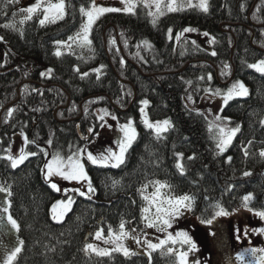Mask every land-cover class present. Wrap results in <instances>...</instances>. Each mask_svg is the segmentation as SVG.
Listing matches in <instances>:
<instances>
[{"label":"trees","instance_id":"16d2710c","mask_svg":"<svg viewBox=\"0 0 264 264\" xmlns=\"http://www.w3.org/2000/svg\"><path fill=\"white\" fill-rule=\"evenodd\" d=\"M90 2L65 0L64 20L40 26L39 17L20 25L24 14L19 3L0 0V37L4 38L0 41V156L9 148L12 135L22 131L36 141L27 150L38 153L16 169L0 159V185L11 187L9 211L20 225L15 232L17 240L24 242L16 264H148L145 254L125 258L114 253L112 258H100L85 255L82 248L96 230L103 228L104 234L109 226L118 230L121 219L130 221L126 227H140V209L145 202L137 189L151 180L167 181L177 195H195L190 214L199 220L212 218L211 205L217 201L228 212L235 211L249 192L254 194L250 207L264 210V159L259 156L264 148V126L260 124L264 119V75L247 67L264 59V0H208L207 13L185 8L159 17L155 26L139 4L135 15L116 12L102 16L93 25L92 51L74 46L72 51L55 56V41L78 31L84 19L79 9ZM8 23L15 24L16 30L3 27ZM185 27L214 38L211 50L194 46L187 37L176 44L175 33ZM169 28L173 30L171 39ZM110 40L115 43L110 45ZM145 40L150 48L141 43ZM213 51L216 56L211 55ZM224 64L229 68L224 69ZM101 65L97 79L92 69ZM48 68L53 69L51 76L42 77L40 73ZM222 71L229 74L223 76ZM83 72L89 75L82 79ZM236 80L249 87V95L230 101L222 114L241 130L229 149L217 155L208 119L190 109L183 98L200 100L204 89L227 87ZM144 99L149 101L151 120L172 122L160 138L140 121V101ZM9 108L15 111L5 123ZM97 109H107L119 123L131 118L137 140L119 168L86 161L96 193L90 200L73 194L72 211L63 221L55 222L51 205L69 194L53 190L44 180L45 157L39 149L49 147V139L50 150L61 155L80 148L85 143L80 132L86 134L91 127L93 137L99 130ZM177 152L184 154V175L175 167ZM189 156L195 159L188 160ZM229 156L233 158L230 163ZM245 171L252 175L244 176ZM113 180L120 182L115 188ZM173 262L174 257L159 250L152 253V264Z\"/></svg>","mask_w":264,"mask_h":264},{"label":"snow or ice","instance_id":"6c2138e0","mask_svg":"<svg viewBox=\"0 0 264 264\" xmlns=\"http://www.w3.org/2000/svg\"><path fill=\"white\" fill-rule=\"evenodd\" d=\"M7 4L18 3V0H6ZM143 4L145 8H154L155 11H149L148 15L152 17V23L155 26L159 17L164 16L166 13H173L185 10V8H197L205 13L209 10L208 0H197L196 3H193V0H120L122 7H105L100 5L97 0H91L89 6L86 8L81 6L79 12L84 18L77 32L73 35L68 36L67 40H57L55 41L56 50L54 55L60 57L64 53L61 49H67L71 51L73 46L79 48H87L89 51H92V39L90 38L93 25L106 13H116L123 12L125 14H136V9L139 4ZM68 5L65 3V0H35L30 6L26 8H21L19 11L23 13V18L20 19L19 24L23 25L27 21H31L36 17H41L39 19L40 26L46 24H55L58 21L64 20L66 16V9ZM15 15V13H14ZM5 28H11L16 30V25L13 23H8L3 25ZM196 31L195 28L185 27L181 32L175 33V39L179 41L185 33H190ZM22 34V32H21ZM173 30L168 29L169 39L172 38ZM203 35L208 37L209 34L204 32ZM4 38L0 37V41ZM214 38L209 40V43H214ZM114 40H110L109 44H114ZM145 47L150 48L151 44L148 41L141 42ZM192 44L195 46L196 42L192 41ZM127 46V42H125ZM139 47V45L137 46ZM139 53H137L138 55ZM183 54V53H182ZM212 56H216L215 51L211 52ZM121 65H124V60H120ZM2 67V65H0ZM104 65H101L98 68L92 69L93 72L97 74V79L100 77L101 69ZM249 69L255 70L257 73L264 75V59H259L255 63L247 64ZM229 65L224 64V69H228ZM74 71L80 72L79 68H75ZM53 69L48 68L45 72H41L40 75L51 76ZM229 73L222 71L221 75L227 76ZM81 78H85L89 75L88 72L80 73ZM199 79L203 80L204 77ZM213 79L211 73L208 74L207 80L211 82ZM187 83L191 84V81ZM37 91V89H33ZM205 92L210 93L212 96H218L222 99L221 111L223 107L227 106L230 101L238 97H247L249 95V90L245 84L236 80L227 87L226 90L221 88H216L215 90L211 88L204 89ZM189 100L192 99L191 96L188 97ZM140 121L146 129L152 130L157 138L161 137V134L167 132L172 127V122L169 119L152 121L149 119L148 112L146 109L149 106V101L147 99L140 101ZM14 109L9 108L6 113L5 123L13 117ZM87 112V109H85ZM111 115L112 120H117V117L114 114H110L107 109H99L97 112V119L101 121L100 127H105V117ZM231 123L228 117H222L217 115L213 121L209 122L208 131L211 134V139L215 142V148L218 150L217 155L225 153L229 147L232 145L233 140L236 138L237 134L241 130V126L237 124L234 127H229ZM261 126H264V119L260 120ZM117 130L121 134L114 141L115 150L112 147H107L103 151L93 154L89 151L87 147L78 148L75 151H71L67 157L61 155L59 151L51 153V159H47L50 155L45 149L40 148V153H43L45 157V163L41 169L44 174L46 181L50 177L58 176L66 181H75L77 184L84 182L87 191H81L80 188L74 189H65V192L72 191L79 196L86 197L91 199L92 195L96 193V188L93 186L91 177L89 176L88 171L86 170L85 159L87 163H90L94 166L100 167H111L119 168L121 165L126 162V155L129 150L132 148L134 142L137 140L138 133L134 121L131 118L127 119L126 123L117 124ZM89 133H94L93 128L88 129ZM23 137V143L25 147L19 149L18 154H14L11 146L5 149V155L0 156V159L6 160L12 169L18 168L23 164L29 157L36 156L38 153L35 151L27 150L26 146L30 144H35V140H29V138L24 135L23 131L20 133ZM82 139H89V137H82ZM49 147L52 145V140L49 139L46 142ZM248 144L251 145L252 141L249 140ZM72 146L69 145L71 150ZM244 156L247 158L249 152L247 148L243 149ZM86 154V156H85ZM176 164L175 167L180 173V175L185 174V166L181 162L184 154L182 152L175 153ZM259 156L264 159V148H261L259 151ZM188 160L195 159V156L187 157ZM232 157H227V162L232 161ZM244 176L252 175L251 172L245 171ZM120 182L117 180L112 181V186L115 188ZM151 186L153 189L152 192H148V188ZM51 188L55 191H60L55 183L51 184ZM232 186H229V191H231ZM137 192L140 194L142 200L145 202L140 209V219L141 222L145 225V228H154L159 233H164V238L161 239L157 237L156 243H153L150 239L141 240L139 235H136V229L126 230V223L130 221H125L121 219L118 230H114L111 226L107 229V236L104 235V229H98L94 233L93 239L96 241H102L105 245H112V247H100L95 243H85L82 251L85 255H95L96 257H108L112 258L114 253H120L125 258L138 255L137 252L133 251L127 244L126 240L135 241L137 246L143 244L145 248L144 254L148 257V264H152V253L160 251L162 254L174 257L173 264H190L189 256L192 253H195L197 249L196 243L193 241L192 237L187 231H177L175 234L169 232L168 229L172 228L173 222L176 218L184 214V211H191L194 207L196 197L193 194L185 193L183 195H177L174 192V186L168 183L167 181L161 180H151L145 184H142ZM0 193H6L8 197L13 195L11 187H5L0 185ZM205 199L209 197L205 196ZM254 199V194L249 192L241 198V207L253 212L255 216L259 217L261 220H264V210H255L250 207L251 202ZM75 203L74 197L71 195L67 196L65 200H58L52 206L53 219L57 222L63 220L64 216L72 211V206ZM135 203V201H133ZM11 201L5 200L4 206L0 207V212L4 213L6 216L7 223L11 226L13 230L19 232L20 225L10 214ZM213 208V215L211 219H202L201 223L212 224L213 220L216 217L228 216L230 213L221 205L219 201L211 205ZM59 208V212L57 209ZM154 210V211H153ZM253 231L260 234H264V228L254 229ZM146 236L147 234L144 233ZM23 241H17L11 247L5 246L4 256L2 264H16L17 257L22 252ZM179 245L180 247H176ZM245 254H250L252 260L248 264H264V248H250L245 250V253L238 254L236 259L243 260ZM191 264H201L200 261L191 262Z\"/></svg>","mask_w":264,"mask_h":264},{"label":"rangeland","instance_id":"374dc122","mask_svg":"<svg viewBox=\"0 0 264 264\" xmlns=\"http://www.w3.org/2000/svg\"><path fill=\"white\" fill-rule=\"evenodd\" d=\"M34 2L35 0H18L19 3L18 9L26 8ZM53 2H55V0H53ZM97 2L105 7H122V5L120 4V0H97ZM196 2L197 0H193V3ZM146 10L147 12L155 11L154 8L151 9L146 8ZM40 18H42V16L39 17V19ZM203 33L204 32L202 31L196 30L194 32L185 33L182 38H186V37L190 38L192 41H195L196 44L201 46L202 48L211 50L212 43H209V40L212 37L211 36L205 37ZM182 38L179 41L175 39V43L178 44L182 40ZM62 40H67V39H62ZM61 51L63 53L70 52L67 49H61ZM245 86L249 90V87L246 84ZM227 87H221V89L226 90ZM183 100L184 103L190 109L195 111L197 110V112L204 114L206 119H208V125L209 122L213 121L217 115L226 117L222 114L223 113L221 111L222 99L218 96H212L210 93L205 92L202 98L200 97V100L199 98L198 100H194L193 97L191 100H189L187 96H184ZM98 110L99 109L96 110V113L98 112ZM146 111L148 110L146 109ZM152 121H157V120H152ZM104 123H105V127L103 128L99 127V130L95 133V135H93V137H91V133L89 132H87L86 134L80 132L82 137H89V139L87 140L84 139L85 143L80 148L87 147V149L93 152V154L99 153L107 147H112L115 150L116 146L114 144V141L117 139L119 135H121L116 127L119 122L117 120L115 121L112 120L111 115H109L105 117ZM119 124H123V123H119ZM234 126L236 125H233L232 123L229 124V127H234ZM20 133L21 132H17L12 135L10 146L14 154H18L19 149L21 147H25L23 143V137L20 135ZM42 148L45 149L50 154L47 159H51V153H53V150L51 151L48 146H44ZM62 156L67 157L68 155H62ZM42 175L44 178L43 173ZM46 182L50 186L51 184L55 183L57 187L60 189V191L57 192L61 193L62 195L65 194H69L71 196L73 194L77 195L72 191H68L66 193L65 189L71 190L74 188H80L81 191H87L84 182L77 184L75 181H66L58 176L50 177L49 180ZM152 191L153 189L150 186L148 188V192L150 193ZM93 196L94 195H92V197ZM6 199L9 200L7 194L0 193V207L4 206V201ZM65 199H67V196L56 199L52 203L51 205L52 219H53V211H52L53 204H55L56 201L58 200H65ZM57 212H59V208L57 209ZM229 213L230 215L228 216L216 217V219L213 220L212 224L201 223V220L192 216L190 214V211H184L183 215L176 218V220L173 222L172 228L168 229V231L172 232L173 234H175V232L177 231H187L197 245L198 250L195 253L190 254L189 256L190 264L191 262H195L197 260L200 261L201 264H248V262L253 259L250 254H245L243 260H237L236 259L237 255L241 253H245V250L250 248H264V234H260L258 232L253 231L254 229L264 228V220H261L259 217L255 216L253 212H249L248 210L242 207ZM65 217L66 215L64 216L63 220L65 219ZM54 221L57 222L56 220ZM131 229H136V235H139L141 240L147 238L152 240L153 243H156L158 242L157 237L161 239L164 238V233H159L154 228H145V225L143 223L138 228L126 227V230L130 231ZM0 232H1L0 237H2V242H4V244H6L8 247H11L14 243L18 241L17 235L15 233L16 231L13 230L11 226L7 223L6 216L2 212H0ZM144 233H146L147 235L145 236ZM104 235L107 236V234ZM89 243H95L100 247H112V245H105L103 244L102 241H96L94 239H92ZM125 243L127 244V246H129L133 251L137 252L138 254H144L145 248L143 244L137 246L135 241L133 240H126ZM176 247H180V246L177 245ZM3 256L2 258H0V264H2Z\"/></svg>","mask_w":264,"mask_h":264},{"label":"flooded vegetation","instance_id":"af4514ba","mask_svg":"<svg viewBox=\"0 0 264 264\" xmlns=\"http://www.w3.org/2000/svg\"><path fill=\"white\" fill-rule=\"evenodd\" d=\"M0 235H1V232H0ZM5 246L7 245L4 244V242H2V237H0V258H2V256L4 255Z\"/></svg>","mask_w":264,"mask_h":264}]
</instances>
